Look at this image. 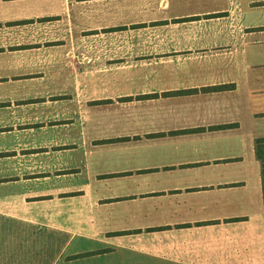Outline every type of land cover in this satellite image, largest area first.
Here are the masks:
<instances>
[{"label": "crops", "instance_id": "0c3cea01", "mask_svg": "<svg viewBox=\"0 0 264 264\" xmlns=\"http://www.w3.org/2000/svg\"><path fill=\"white\" fill-rule=\"evenodd\" d=\"M257 139L264 0H0V264H264Z\"/></svg>", "mask_w": 264, "mask_h": 264}, {"label": "trees", "instance_id": "16d2710c", "mask_svg": "<svg viewBox=\"0 0 264 264\" xmlns=\"http://www.w3.org/2000/svg\"><path fill=\"white\" fill-rule=\"evenodd\" d=\"M227 87L213 88V91H222ZM255 155L261 167V183L263 192V202H264V139H257L255 141Z\"/></svg>", "mask_w": 264, "mask_h": 264}]
</instances>
